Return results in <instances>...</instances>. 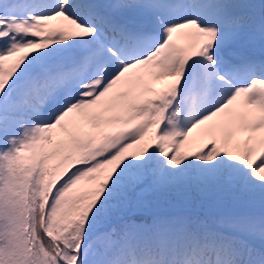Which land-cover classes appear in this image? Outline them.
Segmentation results:
<instances>
[{
    "label": "snow or ice",
    "instance_id": "snow-or-ice-1",
    "mask_svg": "<svg viewBox=\"0 0 264 264\" xmlns=\"http://www.w3.org/2000/svg\"><path fill=\"white\" fill-rule=\"evenodd\" d=\"M0 264H264V0H0Z\"/></svg>",
    "mask_w": 264,
    "mask_h": 264
}]
</instances>
